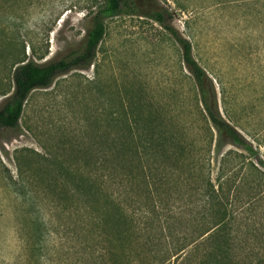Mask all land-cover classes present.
<instances>
[{
	"label": "rangeland",
	"instance_id": "obj_1",
	"mask_svg": "<svg viewBox=\"0 0 264 264\" xmlns=\"http://www.w3.org/2000/svg\"><path fill=\"white\" fill-rule=\"evenodd\" d=\"M153 2H142L140 9L167 11L166 23L191 42L195 58L212 78L220 113L253 151L230 144L215 150L182 49L161 23L126 12L108 18L92 65L32 91L20 129H0V264H210L195 258L184 263L189 247L173 256L183 249V238L196 237L198 229L189 223L172 235L164 220L150 221L144 231L138 227L132 262L119 263L114 253L120 254L121 245L105 219L62 209L54 191L44 186L56 172L44 156L73 161L96 138L116 133L109 122L123 106L141 105L152 114L148 119L154 126L161 124L192 154L202 156L206 150V173L212 170L215 179L223 167L233 183V249L239 262L219 264H264L256 263L264 258V0ZM102 3L0 0V93L13 91L15 57L43 63L80 50L88 13ZM6 96L0 95V107Z\"/></svg>",
	"mask_w": 264,
	"mask_h": 264
},
{
	"label": "trees",
	"instance_id": "obj_2",
	"mask_svg": "<svg viewBox=\"0 0 264 264\" xmlns=\"http://www.w3.org/2000/svg\"><path fill=\"white\" fill-rule=\"evenodd\" d=\"M153 1L102 0L100 6L92 7L88 13L89 21L80 50L43 63L26 55L15 57L10 69L13 91L0 93L7 95L0 107V129H20L25 102L32 91L50 87L57 77L71 70L89 68L105 36L106 20L126 12L154 18L180 45L183 62L195 80L200 104L211 124V130H208L215 150L221 152L222 147L230 144L253 151L247 147L241 132L220 113L212 78L195 58L191 42L176 27L166 23L167 11L140 9L142 2L153 4ZM147 111L142 105L128 110L123 106V111H118L109 122L116 133L112 136L107 132L108 136L96 138L88 150L78 152L73 161L44 156L56 166L54 179H45L49 180L44 185L46 190L54 191L62 209L71 207L102 216L105 224L116 232L115 239L121 245L120 254L114 253L119 263L132 262V248L139 243L133 235H138L139 228L144 231L150 221L158 220H164L172 235L189 223L198 229L196 237L187 235L180 242L183 249L173 253V256L178 255L189 247L190 254L184 263L194 258L198 263H238L233 249L237 227L230 177H225L223 167L215 179L212 170L206 173V150L202 149V156L192 154L174 135H168L161 124L154 126L153 120L148 119L152 114ZM194 157L204 158L191 159ZM253 167L262 173L255 165ZM177 201L180 204L177 205ZM141 222L146 224L141 225ZM202 251L205 252L200 257ZM259 257L256 263H264V258ZM146 259L150 260L148 256ZM254 259L255 256H250L251 262Z\"/></svg>",
	"mask_w": 264,
	"mask_h": 264
}]
</instances>
